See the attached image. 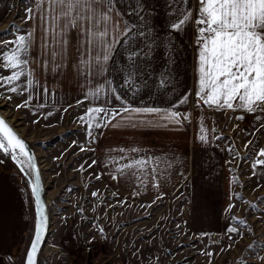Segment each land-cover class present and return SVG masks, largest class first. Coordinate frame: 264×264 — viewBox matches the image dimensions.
I'll return each instance as SVG.
<instances>
[{
  "label": "crops",
  "instance_id": "1",
  "mask_svg": "<svg viewBox=\"0 0 264 264\" xmlns=\"http://www.w3.org/2000/svg\"><path fill=\"white\" fill-rule=\"evenodd\" d=\"M6 3L7 0H0V7L3 8ZM145 3L149 6L147 11L154 13L149 23L154 28L157 40L154 51L142 70L148 73H152L153 70L156 73L166 71L165 65L171 57L174 63L168 67L172 69L175 79L167 89L154 86L156 75L153 74L151 77H145L148 87L133 95L130 90L120 87L122 77L118 70H113L109 78L113 79L114 86L127 101V105L117 100L107 90V94H102L99 98L85 99V93L90 88L103 83L104 74L86 76L78 70V62L84 52V37L76 30L68 32L66 52L59 61L62 66L53 70L48 56L49 49L44 45V21L38 11L34 13V19L26 22L24 31L33 33L26 57L33 73L31 78L35 83L32 88L23 92L11 93L3 90L2 101L6 102L4 111L8 109L9 115L3 114L30 144L31 137H34L31 145L36 153L46 188L50 179L45 178V174L50 173L53 177L56 175H53L51 170L45 172L43 168L49 163L53 166V161L60 159L52 155V145L60 143L57 138L62 132L72 129H77L84 142L87 140L86 126L80 117L89 107L103 106L109 111L125 106L167 109L175 105L182 95L189 94L188 103L180 105L178 110L181 113H190L191 118L181 127L168 124L161 114L121 112L110 125L100 128L94 135V151L90 153V163L96 161L94 174L96 176L100 174V182L107 185L118 197L126 200L151 201L160 193L165 196L182 187L181 190L186 193L185 202L190 221L199 225L209 224L219 219L223 212L226 166L230 158L228 153L232 152L229 148L233 149V146L241 148L247 141H253L248 149L250 154L246 151L241 152L244 160L251 158L252 164L255 153L264 148V128L260 127L261 121L254 117L261 115L264 118V113L253 114L241 110L216 111L204 106L197 107L195 25L189 24L183 32L179 34L172 32L169 36L166 15L169 9L166 7V0H145ZM195 6L196 0H190L189 7L193 8V18ZM28 7H34L33 0ZM118 7L124 10L126 6L120 3ZM130 19L136 18L133 16ZM169 42L172 45L171 49L166 47ZM123 47L117 46L110 68H113L115 63L121 65L126 63L125 57L121 54ZM45 60H49V63L45 64ZM3 71V77L10 75L9 69L3 67ZM25 82V78L22 77L17 83L23 89ZM44 88L49 90L48 95L44 94ZM6 96H11V100L6 99ZM29 96L32 97L29 106L18 109L16 105L28 100ZM77 101L83 102L77 104ZM48 113L52 115L49 116ZM223 115L222 120L226 128L224 137L221 136L224 131H219L217 121ZM241 115L244 119H236ZM201 125L209 130L208 143L202 144L198 140ZM230 130L234 131L233 136H230ZM38 147L42 150L39 156ZM132 149L138 151L133 152ZM121 156H124L125 160H120ZM141 157H158L171 163L170 168L161 167L163 175L159 177V188L152 186L150 175L143 185L129 174L117 180L111 179V175L116 172L113 161L124 163L126 160ZM257 173L264 177V169L258 168ZM31 223L32 206L24 184L13 180L0 168V263L5 251L23 250Z\"/></svg>",
  "mask_w": 264,
  "mask_h": 264
},
{
  "label": "snow or ice",
  "instance_id": "2",
  "mask_svg": "<svg viewBox=\"0 0 264 264\" xmlns=\"http://www.w3.org/2000/svg\"><path fill=\"white\" fill-rule=\"evenodd\" d=\"M120 3L125 4L124 10L118 7ZM33 4L34 7L25 9V21H31L35 18L34 13L40 12V18L44 21V45L49 49L48 56L53 70L62 66L59 61L66 52L68 32L76 30L84 37V52L78 62V70L86 76L104 74L103 83L90 88L85 93V99L99 98L102 94L111 92L117 100L127 105V101L114 86L113 79L109 78L113 70H118V74L122 77L120 87L130 90L133 95L148 87L145 77H151L153 74L156 75L154 86L167 89L172 85L175 77L172 69L168 67L169 64L174 63L171 57L165 65L166 71L156 73L153 70L152 73H148L142 70L150 59L157 40L154 28L149 23L154 13L147 11L149 6L146 5L145 0H33ZM189 4L190 0H166V7L169 9L166 13L167 28L170 36L172 32L177 34L183 32L189 24H194L196 27L197 107L204 106L216 111L241 110L253 114L264 113V0H196L195 18H193V8L189 7ZM133 16L136 19H130ZM18 32L13 40L3 42L8 50L0 52L3 67L10 70V75L0 76V88L11 93L27 91L35 83L31 78L33 73L26 57L33 33H23L20 30ZM9 45L11 47H8ZM118 45L124 46L121 54L125 57L126 63L123 65L115 63L114 67L110 68V62L113 61ZM166 47L171 49V43L169 42ZM44 63L48 64L49 60H45ZM22 77L26 81L23 89L17 83ZM43 91L45 95L49 94L47 88ZM5 98L11 100V96ZM31 99L32 97L29 96L28 100L16 107L18 109L28 107ZM188 100L189 94H184L175 105L167 109L125 106L122 109L109 111L103 106H94L89 107L80 120L86 126V136L91 141L95 139L94 129L110 125L121 112L157 113L161 114L168 124L181 127L190 120L191 114L181 113L178 108L187 104ZM82 102L77 101V104ZM47 115L50 116L52 113ZM254 118L261 121L260 127L264 128V118L261 115H255ZM236 119H244V116H237ZM199 131L198 140L202 144L208 143L209 130L201 125ZM220 138L216 137V139ZM252 143L251 140L247 141L244 148L248 149ZM80 150L88 149L81 146ZM232 150L229 148V151ZM132 151L138 150L132 149ZM0 152L9 156L20 172L30 178L29 186L35 198L37 219L25 264H36L35 256L48 222L45 203L41 199L39 169L26 142L3 117H0ZM236 156L240 157V153L237 152ZM240 158L244 159V157ZM120 160H125V157L121 156ZM95 163L96 161H92L88 167L91 168ZM113 163L116 165V172L111 175V179L117 180L129 174L143 185L150 175L152 186L155 188L160 187L159 177L163 175L161 167L165 169L171 167V163L158 157H141L126 160L124 163L120 161ZM83 168L84 165H81V169ZM251 168L253 176L257 175L258 168L264 169V148H260L255 153ZM96 179H100V174H97ZM233 182L239 183L238 177L234 178ZM92 195L96 196L97 193L93 192ZM162 196L163 193H160L157 199ZM236 197L240 198L238 193ZM245 203H249L250 207H256L251 202L245 201ZM234 207L235 204L229 203L225 211L230 213ZM80 211L83 212V209ZM231 219L247 228L246 220L235 216ZM97 227L103 235V227ZM247 230L252 232L251 228ZM226 232L230 241L233 240L232 234L241 238L244 235L238 227L231 225ZM231 247L230 243L228 248ZM249 247L251 248L252 245ZM203 254L213 255L211 252ZM259 259L264 261V256Z\"/></svg>",
  "mask_w": 264,
  "mask_h": 264
},
{
  "label": "rangeland",
  "instance_id": "3",
  "mask_svg": "<svg viewBox=\"0 0 264 264\" xmlns=\"http://www.w3.org/2000/svg\"><path fill=\"white\" fill-rule=\"evenodd\" d=\"M30 1L7 0L6 5L0 7V52L8 50L4 41L13 40L19 34L18 30L24 33L25 9ZM3 73V62L0 61V76ZM3 90L0 88V109L7 116L6 102L2 101ZM223 117L217 120L219 131L226 130ZM98 131L93 130V136ZM230 132L233 136L234 131ZM221 136H225V131ZM57 139L60 143L52 145L51 153L60 159L53 161V166L49 163L43 168L56 176L45 174V178L50 179L46 186L50 225L38 252L37 264H99L105 260H117L121 264H264L259 259L264 256V177L258 173L252 175L251 158H240L241 152L247 153L249 148L233 146L232 152L228 153L222 215L215 222L199 225L190 221L182 187L151 201L120 198L96 179L94 165L88 167L90 153L94 151L93 141L87 138L84 142L77 129L64 131ZM81 146L88 150L81 151ZM37 151L39 156L42 150L38 147ZM237 152L240 157L236 156ZM0 161L3 171L24 184L32 206L31 228L23 248L26 251L35 228L30 178L25 177L2 152ZM81 165H84L83 169ZM236 177L239 183L233 182ZM93 192L97 195L93 196ZM237 193L240 198L236 197ZM245 201L256 207H250ZM229 203L235 204L230 213L225 211ZM233 216L246 220L247 228L252 232L231 219ZM230 225L238 227L244 233L243 238L232 234L230 241L226 232ZM97 226L103 227V235ZM89 244L91 249L85 251ZM205 252L213 255H204Z\"/></svg>",
  "mask_w": 264,
  "mask_h": 264
},
{
  "label": "water",
  "instance_id": "4",
  "mask_svg": "<svg viewBox=\"0 0 264 264\" xmlns=\"http://www.w3.org/2000/svg\"><path fill=\"white\" fill-rule=\"evenodd\" d=\"M0 117H3V118H5V120H6V122L13 128V130L26 142V144H27V146H28V149H29V151L31 152V154H33V156H34V158H35V163H36V165H37V167H38V169H39V174H40V183H41V199L44 201V203H45V215L48 217V222H47V227H46V230H45V232H43L42 233V241H41V244L38 246V248H39V250H40V248H41V246H42V244H43V241H44V239H45V237H46V235H47V232L49 231V223H50V214H49V208H48V205H47V197H46V188H45V185H44V183H43V178H42V175H41V170H40V167H39V163H38V159H37V156H36V154H35V151H34V149H33V147H32V145L27 141V139L19 132V130H17V128H16V126L13 124V123H11L10 121H9V119L6 117V116H4L3 115V113L2 112H0ZM33 199H34V204H35V198L33 197ZM34 216H35V224H36V219H37V215H36V208L34 209ZM34 230H35V228H34ZM33 237H34V231H33V234H32V237H31V239H30V241H29V244H28V246H27V249H26V251H25V255H24V258H23V263L22 264H25V260H26V253H27V251L29 250V248H30V245H31V241H32V239H33ZM39 250H38V252H39ZM38 252H37V254H36V256H35V260H36V264H37V260H38Z\"/></svg>",
  "mask_w": 264,
  "mask_h": 264
},
{
  "label": "built area",
  "instance_id": "5",
  "mask_svg": "<svg viewBox=\"0 0 264 264\" xmlns=\"http://www.w3.org/2000/svg\"><path fill=\"white\" fill-rule=\"evenodd\" d=\"M91 249V244L85 246V251H89ZM25 255V250H20L18 252L8 250L3 253V260L0 264H22L23 258ZM99 264H121L117 260H105L100 262Z\"/></svg>",
  "mask_w": 264,
  "mask_h": 264
},
{
  "label": "bare ground",
  "instance_id": "6",
  "mask_svg": "<svg viewBox=\"0 0 264 264\" xmlns=\"http://www.w3.org/2000/svg\"><path fill=\"white\" fill-rule=\"evenodd\" d=\"M0 112H1V110H0ZM4 115V114H3Z\"/></svg>",
  "mask_w": 264,
  "mask_h": 264
}]
</instances>
